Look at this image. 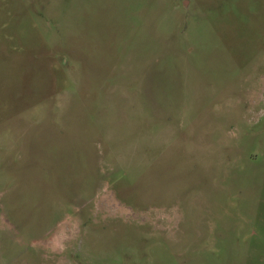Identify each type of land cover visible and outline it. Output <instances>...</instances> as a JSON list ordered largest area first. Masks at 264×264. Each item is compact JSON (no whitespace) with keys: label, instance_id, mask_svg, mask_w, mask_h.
I'll use <instances>...</instances> for the list:
<instances>
[{"label":"rangeland","instance_id":"374dc122","mask_svg":"<svg viewBox=\"0 0 264 264\" xmlns=\"http://www.w3.org/2000/svg\"><path fill=\"white\" fill-rule=\"evenodd\" d=\"M0 264H264V0H0Z\"/></svg>","mask_w":264,"mask_h":264}]
</instances>
